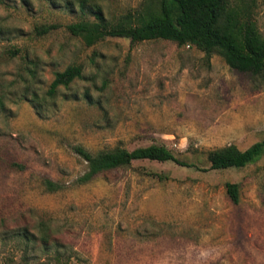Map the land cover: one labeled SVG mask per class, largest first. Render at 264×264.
Wrapping results in <instances>:
<instances>
[{
    "label": "rangeland",
    "instance_id": "obj_1",
    "mask_svg": "<svg viewBox=\"0 0 264 264\" xmlns=\"http://www.w3.org/2000/svg\"><path fill=\"white\" fill-rule=\"evenodd\" d=\"M80 1L0 0V264L46 262L14 235L41 225L73 249L68 264H264V154L240 168L207 158L264 139V79L161 37L86 46L66 25H96L90 5L114 18L145 0ZM230 1L264 36V0ZM68 65L81 76L50 92ZM150 144L187 165L139 159L82 179L76 145Z\"/></svg>",
    "mask_w": 264,
    "mask_h": 264
},
{
    "label": "trees",
    "instance_id": "obj_2",
    "mask_svg": "<svg viewBox=\"0 0 264 264\" xmlns=\"http://www.w3.org/2000/svg\"><path fill=\"white\" fill-rule=\"evenodd\" d=\"M80 7L82 10L87 7L85 0L80 1ZM89 12L94 16L96 25L89 26L81 22L66 25V29L80 37L86 46L107 37H123L132 43L161 37L174 41L178 46H194L207 57L216 52L231 68L264 79V36L259 34L253 21L245 14L247 11L244 5L233 4L230 0H145L132 13L114 18H107L96 4L90 5ZM53 27L41 26L38 31L45 33ZM80 76V65H68L55 73L50 92L56 91L59 86H68ZM0 107H3L2 99ZM74 151L86 162L87 170L82 176L84 181L139 159L187 165L164 144L139 146L132 150L117 146L96 153L76 145ZM263 154L264 139L245 149H239L234 144L221 146L210 150L207 158L209 169L240 168L255 162ZM225 190L234 203L239 201L238 183L226 182ZM38 229V234L20 230L14 235L24 243V247L30 245L34 248L38 245L42 249L47 257V261L42 264H68L73 257V249L58 240L49 226L41 225ZM30 261L36 264L37 258L31 257Z\"/></svg>",
    "mask_w": 264,
    "mask_h": 264
}]
</instances>
